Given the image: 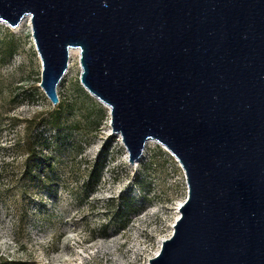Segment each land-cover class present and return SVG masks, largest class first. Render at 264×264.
Wrapping results in <instances>:
<instances>
[{"label":"water","instance_id":"1","mask_svg":"<svg viewBox=\"0 0 264 264\" xmlns=\"http://www.w3.org/2000/svg\"><path fill=\"white\" fill-rule=\"evenodd\" d=\"M27 16L53 106L77 48L127 164L150 142L180 164L186 195L147 264H264V0H0L9 28Z\"/></svg>","mask_w":264,"mask_h":264},{"label":"rangeland","instance_id":"2","mask_svg":"<svg viewBox=\"0 0 264 264\" xmlns=\"http://www.w3.org/2000/svg\"><path fill=\"white\" fill-rule=\"evenodd\" d=\"M74 65L53 106L39 87L30 27L0 22V264H147L186 195L164 147L150 142L127 164L107 108ZM121 194L134 208L118 212Z\"/></svg>","mask_w":264,"mask_h":264},{"label":"bare ground","instance_id":"3","mask_svg":"<svg viewBox=\"0 0 264 264\" xmlns=\"http://www.w3.org/2000/svg\"><path fill=\"white\" fill-rule=\"evenodd\" d=\"M24 22H26L27 24H28V26L30 27V19H29V17L27 16L16 28H15V30H17V29H19L21 26H22V24L24 23ZM69 58H70V61H69V69H70V66H73V69H72V71H74V73L77 71V67H75V60L76 59H79V50L77 49V48H73V49H71L70 51H69ZM74 62V63H73ZM102 105H104V104H102ZM106 108H107V110H108V112H109V108L106 106V105H104ZM176 160V159H175ZM177 161V160H176ZM177 163H178V161H177ZM179 164V163H178ZM179 166H180V164H179ZM181 204V202L178 204V206ZM177 209H178V207H177ZM176 209V210H177ZM178 215H179V213L177 212V216H176V218L178 217ZM172 228V227H171ZM158 251V250H157ZM157 251H156V253H157Z\"/></svg>","mask_w":264,"mask_h":264},{"label":"trees","instance_id":"4","mask_svg":"<svg viewBox=\"0 0 264 264\" xmlns=\"http://www.w3.org/2000/svg\"><path fill=\"white\" fill-rule=\"evenodd\" d=\"M59 105V104H58ZM114 198H112L111 200L108 201V203H112V202H115V200H113ZM119 201H121V204L118 205V212H121V208L123 209H132L134 208V200L132 197H130L129 194H121L120 196H118L117 198ZM117 201V200H116Z\"/></svg>","mask_w":264,"mask_h":264}]
</instances>
